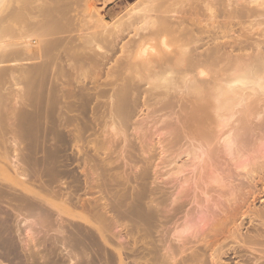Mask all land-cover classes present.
<instances>
[{
	"label": "bare ground",
	"instance_id": "obj_1",
	"mask_svg": "<svg viewBox=\"0 0 264 264\" xmlns=\"http://www.w3.org/2000/svg\"><path fill=\"white\" fill-rule=\"evenodd\" d=\"M14 1L0 0V264H264V0L145 1L121 46L75 38L64 15L79 2L110 32L115 0L39 2L28 24ZM148 125L165 166L129 151L154 142Z\"/></svg>",
	"mask_w": 264,
	"mask_h": 264
},
{
	"label": "rangeland",
	"instance_id": "obj_2",
	"mask_svg": "<svg viewBox=\"0 0 264 264\" xmlns=\"http://www.w3.org/2000/svg\"><path fill=\"white\" fill-rule=\"evenodd\" d=\"M34 1H35V3H34ZM61 2V4H63V2L62 1H64V3H71V2H69L68 0H47V1H45V0H30V3H29V5H28V2H29V0L28 1H26V0H15L14 1V7H15V10L16 11H23V9H24V15H23V17H24V21L26 22H24L25 24H28L27 23V21H32L31 19H32V17L30 16V15H33V13L31 12H29V11H31V9H32V11H33V8L34 7H36L37 6V4L38 5H41V3L42 4H44L45 2H47V3H45L44 5H46V6H54L53 5V3L54 4H56L57 2ZM73 1V0H72ZM82 1H85V0H82ZM146 1V2H145ZM151 1L152 2H156L157 0H116L113 4H110L109 5V7L104 11V12H102V17H103V19H104V23H107V25L109 24V25H111V24H114V22L115 23H117L115 26H117L118 25V27H116L115 29H112L111 28V30H110V32L109 31H106V30H108L106 27H108V26H103V28H102V26H98V20H97V18L96 17H94L93 15H91L89 12H88V10L82 5L81 6V4L79 3V2H76V1H74V5H72L71 6V9H69L70 11V13L68 12V11H66V13L64 14V15H68L67 17H68V19L72 22V24L71 25H73L72 26V28H71V32H70V35H72V36H74L75 38H78V39H80L81 40V38L83 39V37H87V35L88 36H90V35H92V36H90V37H94V36H96V35H102L103 37L105 36V37H111V36H114L116 33L118 34V36H120V37H122V42L119 44V46H121V44H124L126 41H128V40H130L131 38H132V36H134L136 33H137V30H136V26H137V28L140 26V22H141V13L140 14H138V13H134L135 11L134 10H136V9H143V8H145V6H147V8L148 9H152V8H149L151 5H150V3H151ZM164 1H166V0H164ZM163 1V2H164ZM169 0H167L166 2L167 3H170V2H168ZM171 1V3L170 4H172V8L173 7H175V5L177 4V2H179V0H177V2H175V0H170ZM39 2H41V3H39ZM92 2H93V4L94 5H96V7H98V3L100 2V0H92ZM144 2L145 3H147L146 5L144 4ZM166 2H165V4H164V6L165 7H168L167 5H170V4H166ZM51 3V4H50ZM142 5H141V4ZM176 3V4H175ZM31 4V5H30ZM140 4V5H139ZM152 4V3H151ZM76 5H78V6H76ZM145 5V6H144ZM150 5V6H149ZM80 9H79V8ZM178 7V5L176 6V8L175 9H178L177 8ZM136 8V9H135ZM168 8H170L171 9V6L170 7H168ZM72 9H73V11H72ZM133 9V10H132ZM130 10L132 11V12H130ZM139 10V11H140ZM155 10H157L158 11V7L156 8V9H154V11ZM134 11V12H133ZM157 11H155L154 12V14L155 15H158V12ZM136 12H138L137 10H136ZM140 12H142V10L140 11ZM128 13V14H127ZM132 13V14H131ZM143 13V12H142ZM131 14V15H130ZM138 16H137V15ZM144 14V13H143ZM148 14V13H147ZM149 14H150V11H149ZM152 14V13H151ZM154 14H152L153 16H155ZM127 15V16H126ZM139 15H140V17H139ZM132 16V17H131ZM33 17H35V15L33 16ZM66 17V16H65ZM66 17V18H67ZM85 17H87L88 18V20H87V18H85ZM134 17H135V20H134ZM138 17V18H137ZM29 20H28V19ZM90 18V19H89ZM120 18V19H119ZM131 18V19H130ZM27 21H26V20ZM139 21H138V20ZM73 20V21H72ZM90 22V23H89ZM126 22V23H125ZM94 23V24H93ZM131 23H133V25H130ZM75 24H77V25H75ZM122 24V25H121ZM125 24V25H124ZM126 24H128V25H126ZM138 24H139V26H138ZM126 26V27H125ZM130 26V27H129ZM133 26V27H132ZM108 28H110V27H108ZM100 29V30H99ZM104 29H106L105 31H104ZM84 30V31H83ZM117 30V31H116ZM118 30L120 31V32H118ZM125 32H124V31ZM76 31V34L74 35L73 34V32H75ZM95 31V32H94ZM107 32V33H106ZM109 32V33H108ZM124 34H123V33ZM140 31H138V33H139ZM90 33V34H89ZM92 33V34H91ZM141 33V32H140ZM82 43V42H81ZM119 55V52H117L114 56H118ZM88 87H90V85H87ZM109 90V91H108ZM107 91L109 92V93H112V91L110 90V88H108L107 89ZM111 91V92H110ZM178 110H179V107H176L175 108V110H174V112L177 114L176 116H178ZM149 127H147L146 129V134L149 136H146V139H147V141L145 142V144L146 143H148V141L150 140V142H152V140L154 141V142H152L151 143V145L150 144H148V145H150V146H148L147 144H146V146H141L140 144H139V142L138 141H135V142H133V146H132V149H134V150H129L130 152H132V154L133 155H135L136 156V159H140V157H141V153H140V150L143 148V149H145V148H147V152H148V154L150 155V156H152V158L154 157V158H156V159H152L153 161V164L154 163H158V166H160V163L162 164L163 162H165V163H163L164 164V166L167 164V161L168 160H166V154H163L162 155V153H161V150H162V146L160 147V146H158V144H157V142H158V140H159V137H154V139L152 138V135H151V133L153 134V132H154V130L151 132V125H148ZM149 128L151 129L150 131H148L149 130ZM147 132H149V133H147ZM128 134H131V131H129V133ZM135 137H137V135L136 134H133ZM149 139H148V138ZM158 139V140H157ZM156 140V141H155ZM155 143V144H154ZM153 144V145H152ZM155 145V146H154ZM258 145V144H257ZM256 145V146H257ZM152 146V147H151ZM154 146V147H153ZM151 148V150L150 149H148V148ZM160 147V148H159ZM161 149V150H160ZM150 151V153H149V151ZM155 150V151H154ZM151 152H153V153H151ZM159 153H161V156H160V154ZM163 156V157H162ZM165 156V157H164ZM160 157H161V159H160ZM9 160H12V157H11V159L9 158ZM160 160V161H159ZM159 161V162H158ZM155 166L157 165V164H154ZM167 169H169V168H167ZM167 169H165V170H167ZM164 171V170H163ZM201 198H203V196L201 197ZM262 206H261V205ZM205 206H207V203L206 202H204V204H203V208H200L199 210H198V207L197 206H195V205H191V206H189L188 207V209H191V208H193L194 209V215H195V220H199L200 218H201V215H202V211H206V209H205ZM264 206V196H262V200H260L259 201V203L257 202L256 203V208H258V209H261L262 207ZM200 210H202V211H200ZM203 212V213H204ZM219 214V213H218ZM200 215V216H199ZM244 233H245V231H243ZM248 254H250L249 252H248ZM255 255H257V254H255ZM253 256V255H252ZM229 260V261H228ZM223 261H224V264H241L242 262H240V259L238 258H236L235 256L233 257V255H227V256H225L224 257V259H223ZM126 263L127 264H134L131 260H126Z\"/></svg>",
	"mask_w": 264,
	"mask_h": 264
},
{
	"label": "crops",
	"instance_id": "obj_3",
	"mask_svg": "<svg viewBox=\"0 0 264 264\" xmlns=\"http://www.w3.org/2000/svg\"><path fill=\"white\" fill-rule=\"evenodd\" d=\"M100 1H101V0H100ZM115 1H116V0H115ZM107 8H108V7H107ZM107 8H106V9H107Z\"/></svg>",
	"mask_w": 264,
	"mask_h": 264
}]
</instances>
